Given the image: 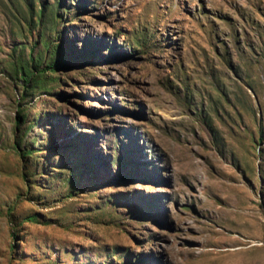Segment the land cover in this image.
Listing matches in <instances>:
<instances>
[{
    "label": "rangeland",
    "instance_id": "rangeland-1",
    "mask_svg": "<svg viewBox=\"0 0 264 264\" xmlns=\"http://www.w3.org/2000/svg\"><path fill=\"white\" fill-rule=\"evenodd\" d=\"M0 264H264V0H0Z\"/></svg>",
    "mask_w": 264,
    "mask_h": 264
},
{
    "label": "trees",
    "instance_id": "trees-1",
    "mask_svg": "<svg viewBox=\"0 0 264 264\" xmlns=\"http://www.w3.org/2000/svg\"><path fill=\"white\" fill-rule=\"evenodd\" d=\"M56 62L57 61L54 60L53 63L51 62L52 65L47 66V68H49V70L53 71L54 70V63H56ZM43 72H44V70H39L38 74L41 75ZM16 73L18 75V78L24 80L25 82L30 81L31 83H34V81L37 82L41 78L39 75L38 76L33 75L34 73H32L24 65L17 66ZM17 121H18V119H17ZM28 219H31V216Z\"/></svg>",
    "mask_w": 264,
    "mask_h": 264
}]
</instances>
